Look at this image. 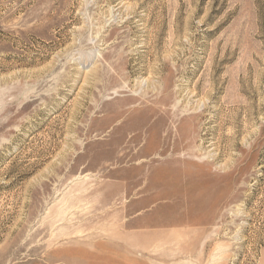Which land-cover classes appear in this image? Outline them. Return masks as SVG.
<instances>
[{
    "label": "rangeland",
    "instance_id": "1",
    "mask_svg": "<svg viewBox=\"0 0 264 264\" xmlns=\"http://www.w3.org/2000/svg\"><path fill=\"white\" fill-rule=\"evenodd\" d=\"M0 264H264V0H0Z\"/></svg>",
    "mask_w": 264,
    "mask_h": 264
}]
</instances>
